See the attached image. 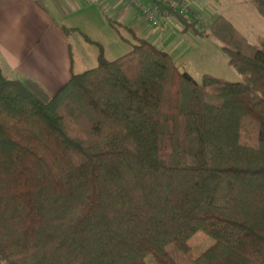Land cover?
<instances>
[{
  "label": "trees",
  "instance_id": "obj_1",
  "mask_svg": "<svg viewBox=\"0 0 264 264\" xmlns=\"http://www.w3.org/2000/svg\"><path fill=\"white\" fill-rule=\"evenodd\" d=\"M206 32L242 80L140 36L54 95L0 67V264H264V39Z\"/></svg>",
  "mask_w": 264,
  "mask_h": 264
},
{
  "label": "crops",
  "instance_id": "obj_2",
  "mask_svg": "<svg viewBox=\"0 0 264 264\" xmlns=\"http://www.w3.org/2000/svg\"><path fill=\"white\" fill-rule=\"evenodd\" d=\"M82 1L86 0H0V67L4 74L10 78H32L49 94H56L72 74L77 73L73 45L64 26L78 27L71 17L85 10ZM92 1L97 2V6H93L100 5L97 0ZM106 7L112 9L113 15L123 17L136 37L147 38L159 47L168 46L166 51L177 59L172 51L190 27L186 28L181 22V31L173 24L157 29L144 21L129 3H107ZM86 11L85 15L91 20L93 9ZM95 14L99 15L97 11ZM196 17L189 14L190 21ZM112 42L116 49L123 48L113 37ZM190 53V49L184 51V58Z\"/></svg>",
  "mask_w": 264,
  "mask_h": 264
},
{
  "label": "rangeland",
  "instance_id": "obj_3",
  "mask_svg": "<svg viewBox=\"0 0 264 264\" xmlns=\"http://www.w3.org/2000/svg\"><path fill=\"white\" fill-rule=\"evenodd\" d=\"M97 1L100 4L98 6L100 9L96 7L97 2L95 1H82L85 10L80 12V15L71 17L78 24L77 28L68 31L73 45L75 72L77 73L96 67L99 64L98 59L101 52L114 59L129 52L137 41L134 31L127 27L125 19L113 15L111 8L106 7L105 9L107 3H128V1ZM187 1L191 4L192 16H197L198 28H200L202 21L206 26V31H208L212 16L215 13L223 14L234 22L250 42L257 43L264 39V16L257 11L251 2H244L243 0ZM87 8L93 9L91 20L85 15ZM96 11L99 15L95 14ZM176 30L181 31V29ZM178 31L174 32L178 33ZM186 32L187 34L175 44L174 51H172V54L177 58L175 62L181 68L190 71V74L198 82L202 81L205 74H212L231 81L242 80L241 74L229 64V57L216 37L207 32L197 35L192 27ZM112 37L120 41L123 48L116 49ZM160 47L164 50L169 48L168 46ZM188 49L191 53L184 58L183 53ZM189 244L192 246L193 254L198 255L209 244L207 235L204 232H198L190 239Z\"/></svg>",
  "mask_w": 264,
  "mask_h": 264
},
{
  "label": "built area",
  "instance_id": "obj_4",
  "mask_svg": "<svg viewBox=\"0 0 264 264\" xmlns=\"http://www.w3.org/2000/svg\"><path fill=\"white\" fill-rule=\"evenodd\" d=\"M144 21L157 29L164 28L167 24H173L182 30L181 16H189L192 11L187 0H127ZM197 21V20H196ZM202 32H206V26L201 21L199 26Z\"/></svg>",
  "mask_w": 264,
  "mask_h": 264
}]
</instances>
